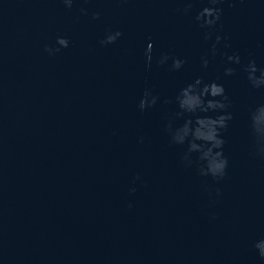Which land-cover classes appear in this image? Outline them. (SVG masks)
Returning <instances> with one entry per match:
<instances>
[{
  "label": "water",
  "instance_id": "obj_1",
  "mask_svg": "<svg viewBox=\"0 0 264 264\" xmlns=\"http://www.w3.org/2000/svg\"><path fill=\"white\" fill-rule=\"evenodd\" d=\"M197 79L224 109H180ZM220 115L218 149L194 134ZM261 243L264 0H0V264H264Z\"/></svg>",
  "mask_w": 264,
  "mask_h": 264
},
{
  "label": "clouds",
  "instance_id": "obj_2",
  "mask_svg": "<svg viewBox=\"0 0 264 264\" xmlns=\"http://www.w3.org/2000/svg\"><path fill=\"white\" fill-rule=\"evenodd\" d=\"M64 2L67 4L68 7H71L72 0H64ZM216 2L217 0H210V3L215 4ZM94 18L96 17L94 16ZM218 19L219 10L216 8L205 7L197 16V20H203L204 24L209 26L214 24L215 21ZM121 35L122 33L117 31L114 34L108 35L106 40L102 41L101 43H113ZM219 39L220 38L217 37V40ZM58 43L63 47L68 46V40L64 38L58 39ZM151 50L152 44L149 43L146 50L149 63L151 62ZM167 59L168 57L165 56L164 59L160 61V63H163L164 60ZM229 59L232 60L233 57H229ZM235 59L237 60V62L239 61V57H235ZM183 64V60L175 58L172 61V68L178 70L182 67ZM205 66H207V61H205ZM231 71V69L226 70L227 74H231ZM252 71H255L254 67ZM252 78L253 77H251L250 75V79ZM201 85L202 81L200 79H197L194 84H189L187 87L181 89L180 95L177 97L180 109L184 112H189L193 114H195L197 110L207 112L209 110L215 111L217 109H224L225 104L222 101L215 99L216 97H224L225 100L227 99L224 93L223 85L217 84L215 82L203 84V86L200 87ZM145 95H147V93H145ZM207 97H212V99H207ZM152 103H155V98H153ZM146 105V100L142 99L140 101V108L144 109ZM230 118V115H220L217 118L197 116L196 124L198 126L195 128V131L198 132L199 135L194 134L195 138L211 143L213 148H221L224 141L219 138V129L225 128L227 126L226 121ZM190 123L191 121L189 120L180 130V132L175 136L177 142H183L184 137L189 132L188 124ZM254 123L257 126V131H260L255 118ZM191 148L196 149L197 145L195 143H192ZM204 157L209 158L210 161L208 163L209 173L214 177H222L224 175V170L227 166V159L221 158L222 152L217 151L213 155L212 148H208V150L204 152ZM257 247H259L260 249L261 256L264 257V243L257 245Z\"/></svg>",
  "mask_w": 264,
  "mask_h": 264
}]
</instances>
